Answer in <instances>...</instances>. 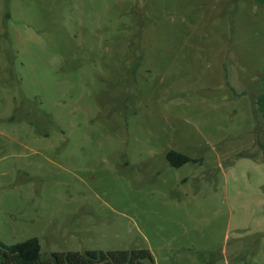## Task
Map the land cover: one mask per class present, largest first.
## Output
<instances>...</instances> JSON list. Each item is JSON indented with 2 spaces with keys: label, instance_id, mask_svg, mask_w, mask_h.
I'll return each mask as SVG.
<instances>
[{
  "label": "rangeland",
  "instance_id": "rangeland-1",
  "mask_svg": "<svg viewBox=\"0 0 264 264\" xmlns=\"http://www.w3.org/2000/svg\"><path fill=\"white\" fill-rule=\"evenodd\" d=\"M240 74L264 79V0H0V240L264 264Z\"/></svg>",
  "mask_w": 264,
  "mask_h": 264
},
{
  "label": "trees",
  "instance_id": "trees-1",
  "mask_svg": "<svg viewBox=\"0 0 264 264\" xmlns=\"http://www.w3.org/2000/svg\"><path fill=\"white\" fill-rule=\"evenodd\" d=\"M165 158L173 167L196 161L174 149H169ZM0 264H154V259L146 248L62 251L44 259L38 238L30 237L12 244L0 240Z\"/></svg>",
  "mask_w": 264,
  "mask_h": 264
},
{
  "label": "crops",
  "instance_id": "crops-1",
  "mask_svg": "<svg viewBox=\"0 0 264 264\" xmlns=\"http://www.w3.org/2000/svg\"><path fill=\"white\" fill-rule=\"evenodd\" d=\"M240 71H247L249 70V68H247L246 65H242L240 66ZM238 77L240 78L241 77V80L239 81L240 83V86L241 87H246V88H249V87H261L264 89V79H258L257 80V83L253 86V79L251 78L249 80V77L248 75H238ZM233 85H231V89H232ZM234 90H232L233 92ZM253 91H249V90H243V91H240V92H236L234 93V96L238 93L239 95L241 96H246V95H253L252 93ZM253 97V96H252ZM257 102L260 104H263L264 105V102L261 101L260 98H258ZM228 106V105H226ZM230 107V106H228ZM234 106H231V108L233 109ZM252 108V111L248 113H246V118L248 119V123H249V127L246 128L248 130L253 131V125H254V120L258 117L256 112L254 111V106L251 107ZM235 111V110H234ZM249 144L251 145L252 149H255V150H258L259 152L264 149V126H261V128L258 129V132L255 131V135L253 138L250 139V142ZM247 155V153H244ZM264 156V155H263ZM263 203H264V199H263Z\"/></svg>",
  "mask_w": 264,
  "mask_h": 264
}]
</instances>
